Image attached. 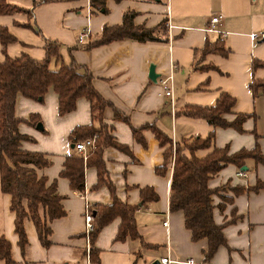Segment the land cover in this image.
I'll return each instance as SVG.
<instances>
[{
    "label": "crops",
    "instance_id": "0c3cea01",
    "mask_svg": "<svg viewBox=\"0 0 264 264\" xmlns=\"http://www.w3.org/2000/svg\"><path fill=\"white\" fill-rule=\"evenodd\" d=\"M4 1L22 10L0 14V28L11 38L4 44L0 41V62L22 54L40 60L45 40L55 41L58 57H50L49 68L57 69L71 59L84 66L93 88L107 102L101 122L120 147L106 146L101 156L115 197L136 207L137 232V237L115 239L120 218H113L99 228L92 245L97 260H89L83 214L86 207L109 204L110 192L104 184L95 186L94 167H84L82 191L72 189L58 175L65 157L77 154L69 132L92 123L89 101L78 97L72 111L58 115L57 96L51 88L40 102L16 94L14 116L22 120L36 116L40 123V128L34 122L18 123V132L30 138L20 141L19 147L48 156L50 164L36 174L44 176L47 184L55 181L65 213L48 222L47 246L38 240L33 223L24 220L22 252L13 230L10 196L0 191V234L9 242L11 264H160L161 258H167V264H187L188 259L194 264H264L263 163L252 158L240 167L227 163L208 178L206 185L213 190L212 218L222 225L225 244L216 248L207 263L203 261L206 239L192 241L182 213L168 208L172 155L164 173L156 172L169 145L189 144L210 133L208 147L193 151L196 157L214 148L225 147L226 154H232L254 146L264 155V92L257 88L253 93L249 88L251 81L264 78V68L253 67L254 61H264V0H105V12L92 9L88 0H47L34 6L31 0ZM130 11L133 25L157 27L158 40L119 39L85 47L98 40L103 26L119 25L123 13ZM214 15L220 16L216 27L223 36L208 30ZM82 30L87 35L78 43ZM251 33L260 35L256 42L250 39ZM150 65L155 81L148 78ZM169 74L171 95L164 96L160 80ZM221 93L233 98L230 111L221 115L226 121L246 115L241 131L213 127L185 113L188 108L213 106ZM132 128L139 130L133 134ZM150 128L168 142L160 144ZM182 153L190 155L187 149ZM238 170L243 175L238 176ZM143 188H150L156 198L152 200L146 192L140 200ZM0 264H4L1 259Z\"/></svg>",
    "mask_w": 264,
    "mask_h": 264
},
{
    "label": "trees",
    "instance_id": "16d2710c",
    "mask_svg": "<svg viewBox=\"0 0 264 264\" xmlns=\"http://www.w3.org/2000/svg\"><path fill=\"white\" fill-rule=\"evenodd\" d=\"M32 6L47 0H31ZM72 1V0H67ZM116 2L120 0H114ZM89 6L100 12H105V0H88ZM22 9L0 0V14H7ZM27 15L31 17L30 11ZM133 12L123 13L119 25L103 26L98 40L86 44V48L101 45L113 40L131 39L137 42L156 41L154 35L156 28H143L132 24ZM161 26V24H160ZM10 36L0 28V41L5 43ZM59 44L55 41L45 40L44 57L34 60L26 54L17 57H5L0 62V191L10 196L9 210L14 213L13 230L17 236V244L22 252L26 246V237L23 230V221L30 220L35 228L38 240L47 246V237L50 232L48 222L64 215L61 205L62 196L55 191V181L46 183L44 176H38L36 170L50 164L47 155L40 152H31L19 147L22 140H30L18 132L17 125L21 121L35 124L36 116H29L22 120L14 116V99L16 94L40 102L48 88L57 96V113L64 115L74 109L75 100L84 97L89 101L92 123L76 126L68 134V140L74 149V143L95 135L92 148L83 158L81 154L65 157L62 168L58 172L60 177L66 178L72 189L83 190V169L94 167L97 174L96 187L104 184L110 192L109 204H96L89 206L93 230L89 234L88 251L89 260H97V252L92 247L94 238L100 227L119 217L115 239L122 240L125 236L137 237L134 222L136 207L127 205L118 200L114 195L113 186L106 176L104 162L101 156L106 146L120 147L109 134V128L101 122L102 109L107 102L96 92L91 84V76L84 66L76 64L72 59L67 64H60L57 69H50V57H58ZM204 52L208 48L202 49ZM264 68V61H254L253 67ZM249 88L255 93L257 88L264 92V78L251 81ZM233 105V98L226 93H221L213 106L192 107L185 111L186 114L200 117L213 127H232L241 131V123L246 118L245 114H238L228 122L221 115L228 113ZM116 117L125 120V117L116 112ZM96 122V124H93ZM154 131V136L160 144L168 142L159 132ZM139 129L132 128L133 134ZM212 133L202 140L195 139L189 144L169 145L164 150V162L156 169L157 173H164L165 163L172 155L171 174L169 181L168 208L170 211H180L183 216L184 227L190 232V239L197 241L206 239L207 247L203 252V261L207 263L216 248L224 245L225 241L221 232L222 225L215 224L212 218V205L209 189L206 182L210 175L216 173L227 163L240 167L246 158L264 164V155L260 154L257 147L250 150H238L226 154V148H214L203 157H196L193 151L206 148L209 145ZM183 149L190 152L189 156L182 153ZM261 184L254 187L258 188ZM150 192V198H156L150 188L140 190V200L145 199V193ZM0 259L4 264H11L9 242L0 234Z\"/></svg>",
    "mask_w": 264,
    "mask_h": 264
},
{
    "label": "built area",
    "instance_id": "2783aa9c",
    "mask_svg": "<svg viewBox=\"0 0 264 264\" xmlns=\"http://www.w3.org/2000/svg\"><path fill=\"white\" fill-rule=\"evenodd\" d=\"M219 22H220V16L219 15L211 16L209 18L208 30L213 31L215 33H218L220 36H223L224 33H222L216 27V25ZM86 35H87L86 30H82L78 34V38H77L78 43L83 42V40L86 38ZM249 37L253 42H256V40L260 37V35L257 33H251L249 35ZM170 84H171V74H169L168 76H166L165 78L160 80V86L163 90L164 96H170L171 95ZM94 138H95V135H93L91 138H87V139L75 142L73 147H74V150L77 152V154H81L82 157L84 158L86 156L87 152L90 150V148H92L93 143H94ZM236 174L238 176H241V175H243V172L241 170H238L236 172ZM83 221H84L83 233H84V237L86 238L87 243H88L89 234L93 230V225H92L91 215H90L89 209L87 207H86V210L84 211V214H83ZM163 224H165V222H163ZM159 261H160V264H167L169 262V260H167V258H161ZM185 263L194 264V262L191 259L186 260Z\"/></svg>",
    "mask_w": 264,
    "mask_h": 264
},
{
    "label": "water",
    "instance_id": "95a60500",
    "mask_svg": "<svg viewBox=\"0 0 264 264\" xmlns=\"http://www.w3.org/2000/svg\"><path fill=\"white\" fill-rule=\"evenodd\" d=\"M262 39H264V33L262 34ZM157 75L154 74L153 72V66L150 65L148 67V78L151 80V81H155ZM36 127L40 128V123H37Z\"/></svg>",
    "mask_w": 264,
    "mask_h": 264
}]
</instances>
